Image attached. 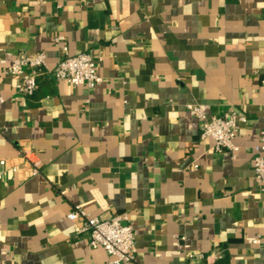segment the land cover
<instances>
[{
	"label": "crops",
	"instance_id": "1",
	"mask_svg": "<svg viewBox=\"0 0 264 264\" xmlns=\"http://www.w3.org/2000/svg\"><path fill=\"white\" fill-rule=\"evenodd\" d=\"M64 47L102 80L57 79ZM39 52L36 91L17 92L5 69ZM263 80L264 0H0V160L28 147L42 163L25 179L0 165V264H108L67 217L76 205L128 212L137 261L122 264H264ZM190 103L247 115L237 149L201 140Z\"/></svg>",
	"mask_w": 264,
	"mask_h": 264
},
{
	"label": "built area",
	"instance_id": "2",
	"mask_svg": "<svg viewBox=\"0 0 264 264\" xmlns=\"http://www.w3.org/2000/svg\"><path fill=\"white\" fill-rule=\"evenodd\" d=\"M56 41L60 39L57 37ZM65 53L58 60L52 70L57 79L67 80L72 84H85L93 88L102 80L97 73L94 57L87 51L71 55L64 47ZM46 54L44 52L29 56L20 53L5 69L10 75L17 92L32 95L38 87V78L47 71ZM264 83V80H263ZM5 97L0 89V104L5 102ZM189 110L200 122L201 140L212 139L215 152L234 151L237 146L234 138L240 132V125L246 124L248 117L239 113L233 107L229 108L222 116H208L198 103H190ZM253 165L255 178L260 186H264V129L260 132L259 141L253 147ZM4 169H11L21 175L23 179L41 173L42 163L36 151L28 147L18 148L15 158L0 160ZM66 191H60L64 194ZM71 220L80 219L82 225L80 233H87L89 244L93 248L103 247L107 252L108 264L133 263L137 261L135 233L127 211L117 212L111 217L92 215L76 205L67 215ZM188 248V244H184ZM221 253L205 255L202 252H189L190 260H199L192 264H215Z\"/></svg>",
	"mask_w": 264,
	"mask_h": 264
}]
</instances>
